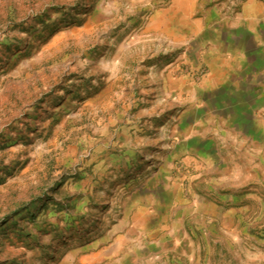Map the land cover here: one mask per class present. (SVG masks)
Masks as SVG:
<instances>
[{"label": "rangeland", "instance_id": "1", "mask_svg": "<svg viewBox=\"0 0 264 264\" xmlns=\"http://www.w3.org/2000/svg\"><path fill=\"white\" fill-rule=\"evenodd\" d=\"M200 3L0 0V264H264V161L182 142Z\"/></svg>", "mask_w": 264, "mask_h": 264}, {"label": "crops", "instance_id": "2", "mask_svg": "<svg viewBox=\"0 0 264 264\" xmlns=\"http://www.w3.org/2000/svg\"><path fill=\"white\" fill-rule=\"evenodd\" d=\"M238 1L239 12L227 15L216 5L201 9V0L196 28L184 29L193 38L189 60L208 72L199 81L176 77L177 97L189 105L182 142L211 163L226 148L232 160L264 161V0Z\"/></svg>", "mask_w": 264, "mask_h": 264}]
</instances>
